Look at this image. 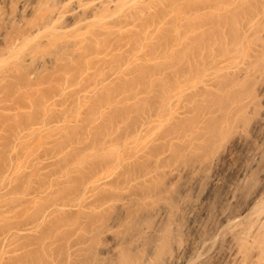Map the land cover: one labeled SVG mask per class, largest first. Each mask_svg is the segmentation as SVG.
Here are the masks:
<instances>
[{
    "label": "rangeland",
    "instance_id": "374dc122",
    "mask_svg": "<svg viewBox=\"0 0 264 264\" xmlns=\"http://www.w3.org/2000/svg\"><path fill=\"white\" fill-rule=\"evenodd\" d=\"M191 254L264 264V0H0V264Z\"/></svg>",
    "mask_w": 264,
    "mask_h": 264
},
{
    "label": "bare ground",
    "instance_id": "6f19581e",
    "mask_svg": "<svg viewBox=\"0 0 264 264\" xmlns=\"http://www.w3.org/2000/svg\"><path fill=\"white\" fill-rule=\"evenodd\" d=\"M255 153V156H260L261 154H260V152L258 151V150H256V151H254ZM260 158V157H259ZM258 158V159H259ZM255 160V159H254ZM214 182V181H213ZM215 182H216V180H215ZM195 225V224H194ZM204 241V240H203ZM206 241H204L203 243H205ZM206 247H208V246H206ZM195 249V248H194ZM197 247H196V250H194L193 252H192V254H194L196 251H197ZM204 250V249H203ZM192 254L191 255H183V256H181L178 260H177V262H176V264H187L188 263V261L189 260H191L190 258L192 257Z\"/></svg>",
    "mask_w": 264,
    "mask_h": 264
}]
</instances>
